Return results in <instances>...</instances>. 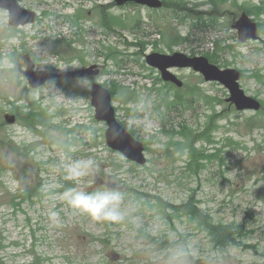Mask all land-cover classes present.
<instances>
[{
    "label": "rangeland",
    "instance_id": "1",
    "mask_svg": "<svg viewBox=\"0 0 264 264\" xmlns=\"http://www.w3.org/2000/svg\"><path fill=\"white\" fill-rule=\"evenodd\" d=\"M163 1L150 11L111 0H21L37 20L18 30L0 9V264H264V0ZM242 12L254 15L259 41L239 40L233 24ZM153 52L240 71L262 110L238 111L224 85L193 70H173L185 85L167 87L147 63ZM27 55L36 71L96 66L99 74L32 89ZM94 84L111 90L146 165L107 146ZM89 157L99 167L83 178L94 181L87 190L123 193L119 224L93 221L61 198L74 186L66 160ZM221 227L231 230L226 247L215 242Z\"/></svg>",
    "mask_w": 264,
    "mask_h": 264
},
{
    "label": "water",
    "instance_id": "2",
    "mask_svg": "<svg viewBox=\"0 0 264 264\" xmlns=\"http://www.w3.org/2000/svg\"><path fill=\"white\" fill-rule=\"evenodd\" d=\"M118 5H123L127 2H135L140 5H147L152 8H160L161 2L158 0H116ZM0 9L7 10L10 14V23L12 26H22L33 23L36 20V13L22 8L18 0H0ZM238 31L241 42L247 40H258V25L252 21L247 15L242 17L234 25ZM150 66L157 68L166 82L174 83L178 88L183 87V82L180 81L172 72L171 69H193L201 73L208 82H219L224 85L230 93V98L227 100L232 105H235L238 111H258L261 104L252 97L246 95L240 86L242 78L241 73L235 69H220L213 65L205 57H189L183 53H174L172 55L153 54L147 58ZM26 78L33 88H37L50 79H54L56 75L47 72L34 71V64L28 60V70ZM96 73L91 69L76 73H65L59 77H86ZM92 105L96 109V119L105 121L109 125L107 132L108 144L114 150L121 152L129 160L138 164H146V159L143 155L144 146L142 143L134 139L124 128L119 125L115 118V110L111 107V93L99 85H94L91 93ZM9 123H14L15 118H7Z\"/></svg>",
    "mask_w": 264,
    "mask_h": 264
},
{
    "label": "clouds",
    "instance_id": "3",
    "mask_svg": "<svg viewBox=\"0 0 264 264\" xmlns=\"http://www.w3.org/2000/svg\"><path fill=\"white\" fill-rule=\"evenodd\" d=\"M98 167L91 157L83 160L68 158L64 164L65 178L71 180L74 186L66 189L61 198L73 211L86 215L93 221L119 224L125 219V213L121 208L123 193L106 185L88 191L94 181L83 182V178L92 176ZM49 215L52 218L58 217L54 210L50 211ZM176 255L180 257L184 253L178 251ZM175 264H184V261L179 260Z\"/></svg>",
    "mask_w": 264,
    "mask_h": 264
},
{
    "label": "trees",
    "instance_id": "4",
    "mask_svg": "<svg viewBox=\"0 0 264 264\" xmlns=\"http://www.w3.org/2000/svg\"><path fill=\"white\" fill-rule=\"evenodd\" d=\"M29 115L32 118L31 120H34V121L36 120L35 119V112L34 111H32ZM40 121L43 122L44 120L43 119H40ZM230 232H231V230L228 227H221L219 229L218 233L216 234L215 242L217 244L223 246V247H226L228 245V242H229L228 241V235L230 234Z\"/></svg>",
    "mask_w": 264,
    "mask_h": 264
},
{
    "label": "flooded vegetation",
    "instance_id": "5",
    "mask_svg": "<svg viewBox=\"0 0 264 264\" xmlns=\"http://www.w3.org/2000/svg\"><path fill=\"white\" fill-rule=\"evenodd\" d=\"M241 15H242V13H241ZM240 16V15H239ZM253 17H254V15H253ZM236 22V21H235ZM255 22V21H254Z\"/></svg>",
    "mask_w": 264,
    "mask_h": 264
}]
</instances>
